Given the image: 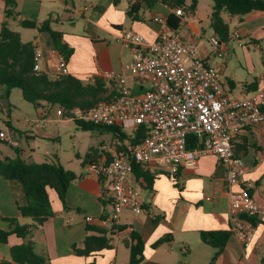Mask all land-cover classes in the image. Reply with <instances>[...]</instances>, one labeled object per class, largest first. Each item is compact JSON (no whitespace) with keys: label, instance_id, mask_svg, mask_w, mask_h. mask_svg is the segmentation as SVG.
Instances as JSON below:
<instances>
[{"label":"crops","instance_id":"obj_1","mask_svg":"<svg viewBox=\"0 0 264 264\" xmlns=\"http://www.w3.org/2000/svg\"><path fill=\"white\" fill-rule=\"evenodd\" d=\"M134 1L17 0L19 17L6 19V3L5 0H0V28L3 22H7L12 30L20 33L23 42H33L36 51L42 53L40 70L50 75L54 74L61 55L53 47L48 33L25 28L23 21L39 24L47 19L53 20L51 28L62 32L63 41L73 49V54L67 62L71 75L84 81H93L96 77H102L105 71L128 74L132 51L121 43L122 32L131 29L148 42H154L163 25L154 22L153 17L167 18L172 13L170 8L161 3L150 7L143 4L139 19L135 21L128 16V9ZM191 16L196 18L195 15ZM184 18L178 30L180 36L197 44L198 55L207 64L221 66L223 69L226 60H212L217 59L216 54H211L208 46L199 41L205 35L203 26H198L194 19ZM235 18L239 23L235 32H239L242 39L256 45L264 53V11L251 12L245 15L242 21L238 17ZM198 21L200 23V20ZM81 26L84 33L77 31ZM29 31L36 33L33 35L34 40L24 37ZM213 40H216L214 34ZM218 42L227 48V52L230 50L228 42ZM223 81L231 98H242L264 88V72L259 78L253 77L251 81L226 77ZM110 85L114 87V84ZM143 88L145 87L137 82L132 83V90L137 94L142 93ZM3 90L0 86V92ZM0 98H3V94H0ZM44 108L45 103L39 111ZM39 119L44 121L45 114L41 112ZM9 122L11 125L7 126L8 129L1 130L8 131L18 141V147L23 151L22 158L26 162H37L33 161L36 154L34 149L30 147L25 151L18 137L23 133L27 140L33 141L36 136H43L42 131H48V128H41L38 122L36 135L32 130L22 132ZM14 148L17 147L10 149ZM234 148L245 164L242 180L254 183L252 196L264 206V124L245 129L235 139ZM116 151L113 142L107 150H101L100 159ZM0 152V156L15 157L9 150ZM103 152L108 153V156ZM47 160H41L39 163ZM62 165L64 166L63 163ZM87 166L81 165L79 171L73 169L80 177L68 188L65 204L69 209H65L54 190H48L55 215L31 235L36 252L46 256L52 264H130L129 250L124 242L129 239L132 231L140 234L145 243L144 260L139 264H209L215 249L202 241L200 232L232 231L234 218L229 213L225 172L216 156L207 155L201 157L195 166L181 168L176 179L151 169L156 177L149 185L142 178L136 179L133 173L131 180L139 191L143 211L135 213L126 209L122 212L115 222L116 226L122 229L114 231L112 249L102 251L95 260L80 256L75 253L74 247H84L88 235L87 217L96 220L91 224L93 226L107 230L112 227L111 221H101L110 218L112 214L111 205L104 206L101 202L104 193L109 196V182L105 178L98 179ZM26 204L22 184L0 176V229L9 230V224L2 220L3 217L17 218L22 224L31 223V219L24 218L18 209ZM257 219L258 223L252 227L249 245H244L238 236L232 233L215 264H264V214ZM166 237L168 242L153 247L158 240ZM22 242L21 238L11 235L7 244H0V263L3 260H11L10 247Z\"/></svg>","mask_w":264,"mask_h":264},{"label":"built area","instance_id":"obj_2","mask_svg":"<svg viewBox=\"0 0 264 264\" xmlns=\"http://www.w3.org/2000/svg\"><path fill=\"white\" fill-rule=\"evenodd\" d=\"M172 12L185 17L180 8ZM153 21L163 25L154 42L131 29L122 32L121 43L132 51L129 73L102 74L109 85L114 84L118 99L99 102L79 115L96 126L118 127L129 135L143 127L147 129L143 141L129 146L127 152L116 151L88 164L93 175L109 182L112 214L101 221L116 222L126 209L143 211L139 191L131 180L135 163L175 176L181 168L195 166L201 157L214 155L228 183L229 213L234 218L232 233L247 246L254 225L246 218L262 216L264 206L252 196L254 183L241 178L245 164L236 154L234 140L245 129L264 124V88L242 98H231L220 67L200 58L196 43L170 28L167 18L154 16ZM233 39L240 41L241 34L234 32ZM214 43L216 55L225 58L227 48L217 39ZM41 58L42 53L36 51L35 71L41 69ZM68 74V63L60 56L53 75L60 78ZM133 82L145 87L142 93L132 90ZM192 136L198 142L190 148ZM0 139L12 147L19 145L7 131L0 132ZM86 221L93 224L96 220L87 217Z\"/></svg>","mask_w":264,"mask_h":264},{"label":"trees","instance_id":"obj_3","mask_svg":"<svg viewBox=\"0 0 264 264\" xmlns=\"http://www.w3.org/2000/svg\"><path fill=\"white\" fill-rule=\"evenodd\" d=\"M212 1L210 26L216 39L220 42L230 41V24L225 20L224 13L231 17H238L242 21L244 16L251 12L264 11V0ZM5 3V18L19 17L17 0H5ZM157 3L167 5L171 10L180 8L187 16L195 15L198 7V0H135L128 9V16L136 21L139 19V12L143 4L150 7ZM52 21V19H47L39 24L23 21L22 25L25 28H33L48 33L53 47L68 62L73 54V49L63 41L64 34L62 32L51 28ZM181 22L182 18L175 15L174 12L167 17V24L173 30L178 31ZM35 53L36 46L33 42H23L19 32L12 30L7 22L2 23L0 28V86L4 88L3 98L8 99L13 89H20L24 100L32 104L35 110L42 109L43 103L52 106L58 105L62 116L71 118L83 131L102 130L111 133L117 151L127 152L129 146L140 144L147 136L145 127L141 128L139 132L129 135L118 127L96 126L80 119L78 115L86 114L99 102L116 101L118 94L114 87L101 77H96L93 81H84L71 74L55 78L54 75L44 71H35ZM76 110H78L77 114L75 113ZM5 125L10 126L11 124L6 121ZM197 142V137L192 136L190 148H193ZM0 144L7 143L0 139ZM9 147L12 148L10 145ZM14 150L15 157L0 156V176L7 180L19 181L22 184L27 204L19 206L18 209L24 218L31 219V223L22 224L17 218H2L9 224V230L0 229V244H7L11 235H16L23 242L11 246V260H3L0 264H52L46 256L36 252L31 235L55 215L48 190L52 189L58 194L67 210L69 208L66 206L65 200L68 188L80 176L75 171L66 169L56 155L42 163H29L22 158L23 151L19 147ZM100 152L98 148H91L85 154L81 165L97 163L102 157ZM103 153L108 156V153ZM76 156L79 157L78 154ZM133 173L136 179L142 178L149 185L156 177L150 168L136 163ZM178 175L179 173L174 178L176 179ZM102 178L105 177L100 179ZM103 195L102 204L104 206L111 205L112 199L106 193ZM246 219L253 225L258 223L257 217ZM86 229L88 235L84 241V247L81 249L74 247V251L80 256L95 260L102 251L113 248L114 231L121 230L122 227H117L116 223L112 222L111 229L107 230L88 223ZM231 235L232 231L226 230L200 232L202 241L215 249V254L209 264H215ZM168 241V237L162 238L153 247ZM124 244L129 250L130 264H139L144 260L145 243L140 234L132 231ZM180 264L184 263L181 262Z\"/></svg>","mask_w":264,"mask_h":264},{"label":"rangeland","instance_id":"obj_4","mask_svg":"<svg viewBox=\"0 0 264 264\" xmlns=\"http://www.w3.org/2000/svg\"><path fill=\"white\" fill-rule=\"evenodd\" d=\"M212 6V0H198L196 18L188 16L184 19H194L198 26L200 24L203 26L205 35L199 41L208 46L210 53L215 55L217 45L214 43V33L210 26ZM223 16L230 24V41L228 42L230 50L224 58L226 60L225 67L221 69L222 67L219 66L221 78L243 81H251L253 77L259 78L264 72V53L256 45L249 44L244 38H241L240 41L234 40L233 34L239 25L238 20L227 13H224ZM79 28L77 31L84 33L83 27ZM34 34L36 35L34 31H29L24 34V37L34 40ZM239 43L242 46H239ZM216 58L218 60H212L221 61L218 56ZM0 94H4V90ZM41 112L45 114L44 121L39 119ZM41 112L35 110L32 104L24 100L20 89H13L9 99L0 98V129H8L5 125L7 120L11 121L18 130L22 132L32 130L36 135L38 134L36 129L38 122L41 128H48V131H42L43 136L38 135L33 141L27 140L23 133L18 137L21 147L25 151L31 147L36 152L33 161L39 163L41 160L52 159V156L56 155L67 169L79 171L81 170L80 163L91 148L105 151L110 145H113L111 133L102 130L83 131L72 120L62 117L58 105L52 106L45 103V108ZM14 149H10L8 144H0V151L9 150L11 154L15 155ZM77 154L80 158L76 157Z\"/></svg>","mask_w":264,"mask_h":264}]
</instances>
